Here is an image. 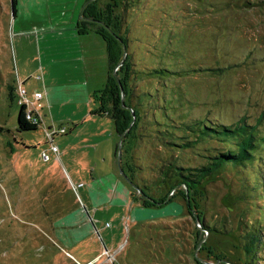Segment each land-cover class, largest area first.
I'll use <instances>...</instances> for the list:
<instances>
[{
    "label": "rangeland",
    "instance_id": "obj_1",
    "mask_svg": "<svg viewBox=\"0 0 264 264\" xmlns=\"http://www.w3.org/2000/svg\"><path fill=\"white\" fill-rule=\"evenodd\" d=\"M92 1L99 9L116 5L113 15L127 38L123 53L132 61L131 97L123 93L121 102L137 108L131 121L137 117V128L123 138L112 122L114 139L110 132L91 137L96 124L74 125L77 105L62 99L63 105L36 102L41 124L19 130L17 84L24 74L32 92L43 91L54 70L63 71L58 80H67L71 70L86 77L81 63L61 49L67 42L61 33ZM16 7L14 22L11 1L0 0V264H264V152L241 167L220 168L193 192L181 188L190 191L186 198L175 188L167 194L171 202L142 205V199L164 196L155 180L168 163L197 172L209 153L227 149L211 139L197 142L195 123L255 125L264 138V0H17ZM19 26L47 27L49 54L44 43L30 40L31 29L16 35ZM122 63L113 70L116 78ZM154 69L178 73L153 76ZM90 81L97 82L96 73ZM48 125L66 129L54 137L59 157L51 152ZM191 137L196 143L188 147L172 144ZM119 143L120 160L132 164L137 186L125 181L126 200L117 195L123 202L112 174ZM99 184L101 205L91 198ZM66 214L84 224L73 226ZM248 231L258 238L250 255Z\"/></svg>",
    "mask_w": 264,
    "mask_h": 264
},
{
    "label": "trees",
    "instance_id": "obj_2",
    "mask_svg": "<svg viewBox=\"0 0 264 264\" xmlns=\"http://www.w3.org/2000/svg\"><path fill=\"white\" fill-rule=\"evenodd\" d=\"M10 1L11 12L15 15L17 0ZM114 6L116 5L107 3L102 9H99L96 1L89 2L82 10L81 18L76 24V29L79 34H86L90 31L95 32L102 38L106 46L108 62L106 83L103 88L93 92L92 98L95 103H97V106L91 111V113L101 117L110 118L114 124L116 134L120 137L124 133L123 138H128L133 130L137 128V117L132 124L131 121L133 116L137 115L138 110L137 108H133V110L130 107L124 108L121 102L120 86L123 89L125 97L129 100L131 97L129 84L131 82L132 61L129 54H127L122 65H120L116 71L119 81H117L114 76L113 70L122 60L123 48L127 46V38L125 37V33H122V22L120 21V17L113 15ZM89 19L99 20L101 23L103 22V25ZM152 71L153 72H150V74H154L153 76L158 72L178 73V71L171 72L168 69H154ZM17 126L19 130H35L39 127V123L30 121L26 118L25 105H20ZM257 130L258 129H256L255 125H227L212 122H209L208 125L206 121L195 123V126L192 127L193 135L191 136L196 139L198 138L197 142L211 139L228 146L227 149L223 151L219 150L214 154L209 153L207 162L201 168H197V172H191L192 169L190 167H183L181 164L176 165V163L171 161L172 163L165 165V169H161L160 174H162V176L155 180L156 186H161V189L165 190L164 196L160 199L154 198L155 201L153 202L142 199V205L144 207H150L157 206V202H162L163 204L167 199L168 192L175 188H179L177 190H179L180 194L186 198L190 195V191L185 192L186 189L192 190L193 192V188L201 182V179L212 175L220 168L226 166L238 168L246 165L248 161L260 158L259 154L264 152V138L257 137ZM194 143H196V141L193 140L192 137L185 143L172 142L173 145L180 147H188L187 145H192ZM124 149L127 154L129 148L126 147ZM117 151L118 145L116 152ZM121 160L119 162L120 167L128 179L131 180L134 173L132 164L128 163V160H125L124 162ZM169 178L171 179L168 180ZM134 193L131 194L134 196ZM170 200V198L167 199V202H171ZM255 232L256 231H248L247 234L248 240L245 244V250L248 255L256 251L258 248V238L255 235ZM196 244L197 242L195 245ZM248 259L250 258L248 257ZM197 264L207 263L197 261Z\"/></svg>",
    "mask_w": 264,
    "mask_h": 264
},
{
    "label": "crops",
    "instance_id": "obj_3",
    "mask_svg": "<svg viewBox=\"0 0 264 264\" xmlns=\"http://www.w3.org/2000/svg\"><path fill=\"white\" fill-rule=\"evenodd\" d=\"M82 8H81L80 16L83 10ZM17 15L19 16L18 8L16 9L15 15L12 14V16L14 17V22L18 19ZM72 19H71V23H73ZM78 21L79 19L76 20L75 24L67 28L68 29L67 33H61V35H64V39L67 38V42L62 43L61 49L66 50V52L70 54L69 61L73 60L75 63L77 62L81 63L82 69L84 71L83 73H85L86 77L82 78L83 77L82 75L79 77H76L74 76V72L76 74V70L75 71L71 70L70 74L68 75L66 74L67 80L65 79V77L62 80H58L57 75L62 73L63 71L60 70L59 72H57L54 70L53 75H51V72H50V76L48 75L50 83L48 84L47 82L43 91L40 89V87L39 88L37 87L35 88L33 92L30 91V89L26 88L25 86V83L27 82V80H25L27 79V74H24L22 78L25 81L23 80L20 82H22L23 86L27 90V93H29L28 96L29 95L33 96L34 92H41L42 98L40 99V101L43 100V104H45V106L46 105L50 106L49 105L50 103L54 104L56 101L59 102V105H63L62 103L64 102H60L62 99L63 101H66V100L73 101L74 102L73 104L77 105V111H75L74 114L72 115L73 117L72 119L73 121H78L74 125H77V124L84 125L87 122V120H90L91 124H96L95 128L92 127L95 129V131L93 130L91 131L90 133L91 137H98V139H101L102 137L105 136L106 133L110 132L111 137L114 139L116 132L114 133L110 130L112 128L111 127L112 120L110 118L101 117V116L94 115L91 113V111L95 109L97 106V103L94 107L91 106V102H95L92 98L93 92L96 90H99V87L101 89L103 87L102 85H105L106 83L107 69H108L106 46L102 38L93 31H90L89 33H86V34H79L76 29V24ZM46 28L47 27L45 26L44 28H37V27L35 28L34 26L32 27L19 26L16 30V35L25 34L23 31H25L26 29H31L30 34H34V36L31 37L30 40H32V38L36 39L35 42H38L39 46L42 45V43H44V45L46 46H44L43 49L47 52L46 48L49 50L50 45L48 43L49 39L46 38V34L49 33V30H47ZM40 33H43L42 37L39 35ZM70 41H73L74 43ZM72 52H74V54H72ZM61 59L68 60L67 57L60 58L57 60H61ZM95 73L97 75V82L91 85L90 80H91L92 75ZM12 80L15 81L13 77H12ZM65 94L67 95V97L64 96ZM53 118L58 119L56 115H53ZM96 118L97 119L98 118L107 119L109 121L107 122L96 121L97 120ZM113 128H114V124H113ZM47 129H54V128H52V125H48ZM63 134H66V132ZM54 137H53L52 143L54 142ZM109 148H111V146H109ZM116 149H117V146L115 147V155H116ZM59 150H60L59 147H57V151L54 152L51 149V152L55 153L56 157H59L57 155ZM102 154L103 156L106 155V153H102ZM100 159H102V157H100ZM112 174L115 176V179H116L114 183V194L116 197H118L117 198L118 201L123 202L124 200H126L125 197H127L126 195H128V190L130 192V189L128 186L131 187V185H128V186L126 185L125 181L128 184L130 183L120 173L118 169V163L114 165V171ZM122 177L125 180H123ZM95 190H97L96 191L97 196L95 197L92 195L91 196L92 201H95V204L101 205L105 202L104 201V198H105L104 189L102 188L101 184H99ZM119 193L122 195V197H124V200L120 199L121 197L117 196ZM130 199H131V195H130ZM139 206L142 207V205H139ZM64 217L66 218L67 222L72 224L73 226H75L77 222L84 224V219H82L81 217H77V215L66 214Z\"/></svg>",
    "mask_w": 264,
    "mask_h": 264
},
{
    "label": "built area",
    "instance_id": "obj_4",
    "mask_svg": "<svg viewBox=\"0 0 264 264\" xmlns=\"http://www.w3.org/2000/svg\"><path fill=\"white\" fill-rule=\"evenodd\" d=\"M17 97H18V103L20 105H25V111H26V118L30 121L37 122L40 125L41 115L39 113L38 108L35 106V103L40 101L42 98L41 92H34L32 98L28 96L26 88L23 86L22 82L17 84ZM66 132V129L64 127H60L59 129H48L46 131V136L48 140L51 143V149L52 151H57V147L53 145L52 140L54 135L57 134H63ZM43 158L46 160L49 158V155L47 153L43 152ZM106 254L107 251H104ZM110 259V257H108Z\"/></svg>",
    "mask_w": 264,
    "mask_h": 264
},
{
    "label": "water",
    "instance_id": "obj_5",
    "mask_svg": "<svg viewBox=\"0 0 264 264\" xmlns=\"http://www.w3.org/2000/svg\"><path fill=\"white\" fill-rule=\"evenodd\" d=\"M89 20H91V21H95V19H89ZM124 58H125V53H123V58H122V60L119 62L120 64L122 63V61L124 60ZM117 79V81H119L118 80V78H116ZM119 83V82H118ZM120 89H121V96H122V98H123V92H122V87L120 86ZM122 106L124 107V105L122 104ZM133 113V112H132ZM121 145H120V143L118 144V155H117V163H118V169H119V171H120V173L125 177V179L130 183V185L132 186V187H137L134 183H132V181L130 180V179H128V177L125 175V173L123 172V170L121 169V167H120V164H119V162H120V158H121Z\"/></svg>",
    "mask_w": 264,
    "mask_h": 264
}]
</instances>
